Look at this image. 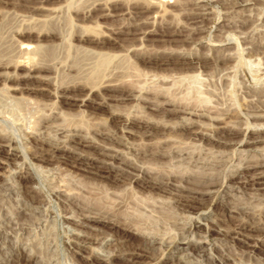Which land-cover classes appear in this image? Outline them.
I'll use <instances>...</instances> for the list:
<instances>
[{"label":"rangeland","instance_id":"374dc122","mask_svg":"<svg viewBox=\"0 0 264 264\" xmlns=\"http://www.w3.org/2000/svg\"><path fill=\"white\" fill-rule=\"evenodd\" d=\"M127 1L0 0V62L15 61L27 48L21 41L28 44L29 35L41 34L36 57L51 68L15 69L12 61V66L0 65V143L5 145L0 152V264H264V228L235 226L264 221L263 185L237 172L248 161L264 158V141L246 150L233 148L264 124L244 126L243 136L233 137L231 144L210 138L221 137L217 127L251 122L248 89L264 93V0H187L184 9L168 7V15L148 18L144 27L131 13L133 1ZM105 13L111 15L100 17ZM86 26L123 39L116 54L79 50L76 37ZM135 49L170 63L140 66ZM121 74L136 82L129 99L120 81L113 89L100 84L89 91L94 79L98 84ZM15 75L23 77L14 81ZM164 97L195 100L198 114L211 106H227L234 114H224L222 121L191 110L170 114L159 106ZM191 120L198 124L179 129ZM38 144L55 154L53 160L37 156ZM157 171L198 175L191 174L190 181L175 178L179 187L197 188V178L214 173L223 184L213 189L220 191L213 198L214 192L179 191L168 178L158 180ZM181 195H194L202 205L180 204ZM196 220H201L198 232ZM202 239L205 248L194 249Z\"/></svg>","mask_w":264,"mask_h":264},{"label":"bare ground","instance_id":"6f19581e","mask_svg":"<svg viewBox=\"0 0 264 264\" xmlns=\"http://www.w3.org/2000/svg\"><path fill=\"white\" fill-rule=\"evenodd\" d=\"M120 1H122V3H123V0H120ZM133 1V2H132ZM110 2V1H109ZM116 2V1H115ZM119 2V1H118ZM128 3L129 2H132V5H130L129 7L131 8V9H135V10H133V11H131V13H133V15H135V16H137V18L139 17V19L141 18V22H140V24L141 25H143V27L145 26V25H147L148 23H150V21L148 20V18L150 19L151 17L152 18H155L156 16L158 17H164L165 15H168V12L170 11L169 9L171 8V7H175V8H177V9H179L178 7H182V9H184L183 7L185 6V5H187V3H188V1L187 0H185V1H177V0H129V1H127ZM190 2V1H189ZM128 3L127 4H125V5H128ZM209 3V2H208ZM99 4V3H98ZM97 4V5H98ZM116 3H114V5H115ZM121 4V3H120ZM131 4V3H130ZM210 4V3H209ZM121 5H123V7H124V4H121ZM112 6V5H111ZM102 7V6H101ZM104 7H105V5H104ZM115 7H116V5H115ZM119 7H120V5H119ZM122 7V6H121ZM120 7V8H121ZM122 7V8H123ZM168 7H170L169 9H168ZM234 7V6H233ZM110 7H108L107 9V12L110 10L109 9ZM112 8V7H111ZM199 8V7H198ZM104 9V8H103ZM114 9H117L118 10V7H116V8H114ZM78 11V10H77ZM115 11V10H114ZM172 11V10H171ZM110 12H111V10H110ZM130 13V14H131ZM158 13H159V15H158ZM167 13V14H166ZM99 14V13H98ZM110 14V13H109ZM108 13L106 14H101L100 15V17H104V16H107V15H109ZM165 14V15H164ZM170 14V13H169ZM111 15V14H110ZM109 15V16H110ZM87 16V15H86ZM99 16V15H98ZM170 16H171V14H170ZM87 17H89V16H87ZM96 17V16H95ZM151 18V19H152ZM82 19H84V18H82ZM133 19V18H132ZM135 19V18H134ZM165 19V18H164ZM86 20V19H85ZM136 22V21H135ZM165 22V21H164ZM171 22V21H170ZM169 24V23H168ZM167 24V25H168ZM175 24V23H174ZM150 25V24H149ZM35 27V26H34ZM184 27V26H183ZM33 28V27H32ZM36 28V27H35ZM91 27L90 26H86L85 27V31H84V34H82V35H79V36H77L76 37V41L78 42V44H79V47H80V49L78 48V46L76 45V47L79 49V50H81V49H83L84 51H82V52H85V53H87L85 50H87L88 52H90V51H93L94 53H96V54H98V55H103L104 57L105 56H109V55H114V54H116V52H117V50H118V47L117 46H121L122 44H121V40H123V39H121L120 40V38L119 37H117L116 35H111V34H105V32H102L101 30L100 31H96V29H94V30H92V29H90ZM136 28V27H135ZM142 28V27H141ZM140 28V29H141ZM127 29V28H126ZM153 29V28H152ZM167 29V28H166ZM35 30V29H34ZM43 30V29H42ZM125 30V29H124ZM135 30V29H134ZM138 30V29H137ZM26 31V30H25ZM123 31V30H122ZM44 32V31H43ZM125 32V31H124ZM128 32H130V31H128ZM143 32V31H142ZM155 32V31H154ZM57 33V32H56ZM83 33V32H82ZM115 33V32H114ZM118 34L120 33V32H117ZM125 33H127V32H125ZM133 33V32H132ZM153 34V32H151V31H147L146 32V30H145V32H144V34ZM17 34V33H16ZM46 34H47V32H46ZM134 34V33H133ZM129 35V34H128ZM175 35H176V33H175ZM19 36V35H18ZM28 37V36H27ZM29 37H33V39H30V40H28L29 41V43L27 44H25V41H21V43L23 44V47L22 48H24L25 49V51H23L24 53L21 55V56H19L15 61H13V60H10V61H12V62H14V65L9 61V60H7L9 63H7V61H4L3 63L2 62H0V65H2V64H4L5 62V64H12L13 66H14V68L15 69H22V68H25V67H27L30 71L31 70H33V71H48L49 69H51V68H49L48 66H50L49 64H47L48 63V61H47V63H44V61L42 62V60H41V58H43V57H41L40 59L39 58H37L36 56V53L38 52V50H39V48H40V44L38 45L37 43L39 42L40 43V41H42V39H44V38H41V34H38V35H29ZM59 37V36H58ZM71 37V36H70ZM22 38V37H21ZM24 38V37H23ZM51 38V37H50ZM127 40V39H126ZM27 41V42H28ZM45 42V41H44ZM35 43V44H34ZM75 43V42H74ZM124 44V43H123ZM21 48V47H20ZM21 48V49H22ZM38 48V49H37ZM169 48V47H168ZM36 49H37V52H36ZM77 49V51H79ZM23 50V49H22ZM133 51V50H132ZM155 51V50H154ZM154 51H152L153 53H154ZM157 51V50H156ZM164 51V50H163ZM80 52V51H79ZM159 52V51H158ZM158 52H156L155 53V55L158 53ZM162 52V51H161ZM168 52V51H167ZM150 53V54H149ZM38 54V53H37ZM81 54V53H80ZM95 54V55H96ZM134 55H136L137 56V58H138V63H139V65L140 66H154V65H167V64H169L170 63V60H163V57H162V60H157L153 55L154 54H152L151 52H148L147 53V51H143L142 49H135L134 50ZM159 55V54H158ZM16 56V55H15ZM39 56V55H38ZM116 56V55H115ZM160 56V55H159ZM159 56H157V57H159ZM167 56V55H166ZM12 57V56H11ZM88 57V56H87ZM96 57H97V55H96ZM109 57H111V56H109ZM108 57V58H109ZM3 58V57H2ZM1 58V59H2ZM8 58V57H7ZM45 58V57H44ZM100 58H102V57H100ZM159 58H161V57H159ZM166 58V57H165ZM164 58V59H165ZM179 58V57H178ZM221 58V57H220ZM95 59V58H94ZM40 60H41V62H40ZM108 60V59H107ZM1 61V60H0ZM205 61V60H204ZM222 61V60H221ZM49 62H50V60H49ZM52 62V61H51ZM171 62H172V60H171ZM182 62V61H181ZM180 62V63H181ZM201 62V61H200ZM2 63V64H1ZM207 64V63H206ZM11 65V66H12ZM84 65V64H83ZM104 65V64H103ZM137 65V64H136ZM138 65V66H139ZM6 67H7V65H5ZM10 66V67H11ZM70 66V65H69ZM132 66V65H131ZM1 67H3V66H1ZM0 67V68H1ZM6 67H4V68H6ZM235 67V66H234ZM224 68V67H223ZM98 69V68H97ZM186 69V68H185ZM225 69H226V67H225ZM80 70V69H79ZM224 70V69H223ZM15 71V70H14ZM51 71V70H50ZM105 71V70H104ZM232 71V70H231ZM87 72V71H86ZM101 72V71H100ZM99 72V73H100ZM144 72V71H143ZM28 73V72H27ZM31 73V72H30ZM111 73V72H110ZM183 73V72H182ZM188 73V72H187ZM1 75V74H0ZM4 75V74H3ZM31 75V74H30ZM85 75H87V74H85ZM96 75V74H95ZM98 75V74H97ZM100 75V74H99ZM115 75H117V74H115ZM162 75V74H161ZM227 75V74H226ZM5 76H7V75H5ZM12 76V75H11ZM22 75H19L18 77H16V75H15V77L13 78V77H10L12 80H16V81H18V80H21L22 79V77H21ZM29 76V75H28ZM33 76V75H32ZM31 76V78L30 79H32V78H35L36 76H34V77H32ZM101 76H103V74L101 75ZM101 76H92V77H96V81H98V78L97 77H101ZM119 76V75H118ZM129 76H131V75H128V77ZM8 77V78H9ZM25 77V76H24ZM30 77V76H29ZM38 77V76H37ZM92 77L89 79L91 82L93 81L92 80ZM116 77V76H115ZM114 76H113V78L111 77V78H108V79H105V80H101V82L100 83H98V82H95V83H98V84H94V81H95V79H94V81L92 82V83H90V85H89V91L91 92V91H95L94 89L98 86V85H100V84H105L104 86H105V88L107 87H109V88H111V89H113L112 87H113V85H117L118 83L117 82H121L120 84H121V86H122V92H123V95L125 96V99L126 98H130V96H132V92L134 91L133 90V88H135L134 87V85H135V83H133L132 81H129V79H127L126 77H127V75H123L122 76V74H121V76H119V77H116L115 78ZM27 78V77H26ZM25 78V79H26ZM41 78H43V77H41ZM45 78V77H44ZM72 78V77H71ZM80 78V77H79ZM78 78V79H79ZM85 78V77H84ZM124 78H125V80H124ZM130 78V77H129ZM258 78V77H257ZM256 78V79H257ZM27 79H29V78H27ZM47 79V78H46ZM101 79H104V77H102ZM127 79V80H126ZM133 79V78H132ZM142 79V78H141ZM41 80V79H40ZM39 80V81H40ZM69 80V79H68ZM74 80H77V79H74ZM89 80H84L85 82H87V81H89ZM181 80V79H180ZM6 81V80H5ZM48 81V80H47ZM66 82H67V80H66ZM130 82H132V83H130ZM63 83V82H62ZM83 83V82H82ZM117 83V84H116ZM65 84V83H64ZM68 84H69V82H68ZM88 84V83H87ZM132 84V85H131ZM62 85V84H61ZM70 85V84H69ZM68 85V86H69ZM63 86V85H62ZM61 86V87H62ZM121 86H119V87H121ZM16 87H18V86H15V88ZM22 87V86H21ZM26 87V86H25ZM65 87V86H64ZM101 87V86H100ZM117 87V86H116ZM118 87V88H119ZM13 89V90H16V91H20L21 93H24V92H22L21 91V89H18V88H16V89ZM23 88V87H22ZM27 88H29V87H27ZM59 88H60V86H59ZM65 88H67V87H65ZM249 88V87H248ZM64 89V88H63ZM71 89V88H70ZM98 89V88H97ZM120 89V88H119ZM61 90V89H60ZM75 90V89H74ZM121 90V89H120ZM59 91V90H58ZM140 91V90H139ZM245 91V90H244ZM89 92V93H90ZM136 92V91H135ZM156 92V91H155ZM262 92V91H261ZM260 91L258 92H256L255 91V89L253 88H250V89H248V95L251 97V99L252 100H250L248 103H244L245 105H247V110L249 111L248 113L250 114V115H252V121L251 122H246V121H242V122H240V123H238L236 126H232V125H229L228 124V126L227 127H217V131H218V134H220L221 135V137H216V138H214V137H210L211 139H213V140H216V141H218V142H221L222 144L223 143H226V144H228V143H232V139H233V137H238V136H241L242 134H243V127L244 126H250V124L251 123H254L256 126H259V125H262V124H264V113L263 114H261V111L263 112L264 111V93L262 92L261 93ZM18 93V92H17ZM20 93V94H21ZM64 93V92H63ZM135 94V93H134ZM59 95V94H58ZM157 95V94H156ZM54 96H57V95H54ZM87 96V95H86ZM85 96V97H86ZM159 96H160V94H159ZM163 96V95H162ZM245 96V95H244ZM58 97V96H57ZM62 97H64V98H66V99H73V97H67V96H65V95H62ZM156 97V96H155ZM168 97V96H167ZM74 98H75V95H74ZM87 98H88V96H87ZM124 98V97H123ZM165 98V97H164ZM247 98V97H246ZM255 98V100H253ZM76 99V98H75ZM91 99V98H90ZM183 99V98H182ZM248 99V98H247ZM58 100V99H57ZM82 100V99H81ZM84 100H85V98H84ZM165 100L166 101H162L161 103H159L160 105L159 106H161V107H163L164 109H166L167 110V112H171L170 114H178V113H187V112H189V110H191V111H194V115H196L197 117H206V118H208V120H215V121H222V117L221 116H223L224 114L226 115V114H228L230 111H229V108L227 107V106H225L226 108H220V107H215V106H213V108H212V106L210 107V108H207V112H205V114L202 112V114H198L197 112H196V109H198L197 107H198V105L199 104H197V102L194 100V102L196 103H194V102H189L188 101V99L185 101V98L182 100V101H180V100H178V99H176V100H173V99H171V100H169V98H165ZM67 101H69V100H67ZM89 101V100H88ZM104 101V100H103ZM105 101H106V99H105ZM142 101H143V99H142ZM149 101V100H148ZM188 101V102H187ZM241 101V100H240ZM70 102V101H69ZM153 102V101H152ZM155 102V101H154ZM158 102V101H157ZM226 102V101H225ZM242 102V101H241ZM244 102H245V99H244ZM247 102V101H246ZM103 103V102H102ZM58 104V103H57ZM56 104V105H57ZM224 104V103H223ZM232 104H234V103H232ZM243 104V105H244ZM88 105V104H87ZM157 106V105H156ZM158 106V107H159ZM168 106H170L171 107V109L168 107ZM54 107H56V106H54ZM245 108H246V106H244ZM244 107H243V109H244ZM216 108V109H215ZM231 108H232V106H231ZM215 109V110H214ZM238 109V108H237ZM166 110H164L165 112H166ZM201 110V109H200ZM205 110V109H204ZM235 110H236V107H235ZM246 110V111H247ZM234 111V110H233ZM238 111V110H237ZM240 111V110H239ZM164 112V113H165ZM209 112H211V113H214V116L216 117V118H214V117H212L213 115H210V114H208ZM260 112V113H259ZM191 113V112H190ZM230 114H232V112H230ZM234 114V113H233ZM232 114V115H233ZM126 115V114H125ZM124 115V116H125ZM129 115V114H128ZM224 115V116H225ZM235 115L237 116V117H239V115H238V112L237 113H235ZM145 116V115H144ZM231 116V115H230ZM137 117H138V115H137ZM126 118H128V117H126ZM140 118V117H139ZM144 118V117H143ZM143 118H141V119H143ZM245 120V119H244ZM130 121V120H129ZM146 121V120H145ZM149 121V120H148ZM147 121V122H148ZM198 121V120H197ZM197 121H192L191 120V122L190 123H184L181 127H179V129H184V128H188V127H191V125H193V124H198L197 123ZM236 121H238L239 122V120H236ZM159 122V121H158ZM186 122V121H185ZM189 122V121H188ZM200 122V121H199ZM224 122V121H223ZM116 123V122H115ZM150 123V122H149ZM153 123V122H152ZM226 123V122H225ZM234 123V122H233ZM161 124V123H160ZM166 124V123H165ZM236 124V123H235ZM148 126V125H147ZM162 127V126H161ZM164 128L166 127V126H163ZM178 127V126H177ZM213 128V127H212ZM178 129V130H179ZM82 130V129H81ZM87 130V129H86ZM185 130V129H184ZM216 130V127L214 128V131ZM181 131V130H180ZM217 131H216V133H217ZM88 133V132H87ZM98 133V132H97ZM190 133V132H189ZM245 134V133H244ZM75 135V134H74ZM78 135V134H77ZM81 135V134H80ZM190 135V134H189ZM228 135H230L231 137H228ZM243 136V135H242ZM81 137V136H80ZM87 137V136H86ZM3 138V137H2ZM6 138V137H5ZM5 138H3V141L5 140ZM72 138V137H71ZM81 138H84V137H81ZM37 139V138H36ZM73 139L74 138H72L71 140L73 141ZM76 139V138H75ZM93 139V138H92ZM91 139V140H92ZM8 141H9V139H7ZM7 140H5L6 142H7ZM68 140H70V139H68ZM77 140V139H76ZM75 140V141H76ZM37 141V140H36ZM83 141V140H82ZM261 141H264V128H259V129H257L256 131L254 130V131H251V134L247 137V139H245L244 140V137L242 138V139H239V140H237L236 142H234L235 144H234V146H233V148H235L237 145H242V147H244V150H246V148L247 147H245L246 145H252L253 143H257V142H261ZM1 142V141H0ZM5 142V143H6ZM35 142V141H34ZM79 142H81V141H77V143H79ZM68 143V142H67ZM66 143V144H67ZM90 143V142H89ZM100 143V142H99ZM98 143V144H99ZM106 143V142H105ZM8 144V143H7ZM9 144H10V141H9ZM36 144V143H35ZM37 145V144H36ZM36 145H34V147L36 146ZM39 145V144H38ZM50 145V144H49ZM48 145V146H49ZM68 145V144H67ZM91 145V144H90ZM102 145V144H101ZM5 145H4V143H0V152H2V151H5L4 150V147ZM51 146V145H50ZM59 146V145H58ZM57 146V147H58ZM66 146V145H65ZM100 146V145H99ZM52 147H54V146H52ZM62 147H64V145L62 146ZM62 147H58L57 148V151L58 150H60V149H62ZM67 148H70V147H68V146H66ZM35 148H37V146L35 147ZM34 148V149H35ZM56 148V147H55ZM54 148V149H55ZM76 148V147H75ZM111 148V147H110ZM232 148V149H233ZM249 148V147H248ZM53 149V150H54ZM66 149V148H65ZM72 149V148H71ZM70 149V150H71ZM106 149H107V147H106ZM47 150H50L49 148L47 149L45 146H44V144H41V146L39 145V147H38V149H37V151H36V154H37V156L38 157H40V159L42 158V160H44V161H47V159H48V161H49V159H52V158H50V156H52L53 154H51L50 153V151H47ZM74 150V149H73ZM103 150H104V148H103ZM112 150V149H111ZM252 150V149H251ZM55 151V150H54ZM61 151V150H60ZM75 151V150H74ZM115 151V150H114ZM7 152V151H6ZM33 152V151H32ZM243 152V151H242ZM11 153V152H10ZM58 153V152H57ZM159 153V152H158ZM180 153V152H179ZM233 153V152H232ZM9 154V153H8ZM17 154V153H16ZM34 155H35V151H34V153H33ZM15 155V154H14ZM13 154H10V155H8L9 156V158H12L13 156H14ZM33 155V156H34ZM55 155V154H54ZM104 155H107V154H104ZM7 157V156H6ZM55 157V156H54ZM84 157V156H83ZM113 157V156H112ZM17 158V157H16ZM68 159V158H67ZM14 160V159H13ZM53 160V159H52ZM231 160V159H230ZM3 161V160H2ZM18 161H19V159H18ZM105 161V160H104ZM103 161V162H104ZM16 162V161H15ZM97 162V161H96ZM124 162V161H123ZM132 162V161H131ZM128 163V162H127ZM206 163V162H205ZM9 165V164H8ZM116 166V165H115ZM132 166H133V164H132ZM240 166V165H239ZM91 167V166H90ZM134 167V166H133ZM214 167V166H213ZM213 167H212V169H213ZM217 167V166H216ZM219 167V166H218ZM135 168H137V167H135ZM209 168V167H208ZM123 169V168H122ZM142 169V168H141ZM141 169H139V170H141ZM174 169V168H173ZM210 169H211V167H210ZM238 169V168H237ZM252 169H254L255 171H253V173H251V170ZM258 169H261L260 171H257ZM126 170V169H125ZM138 170V171H139ZM145 170V169H144ZM214 170H216V169H214ZM218 170V169H217ZM6 171V170H5ZM105 171V170H104ZM142 171V170H141ZM147 171V170H146ZM148 172H150V171H148ZM169 172V171H168ZM179 172V171H178ZM198 172V171H197ZM217 172V171H216ZM220 172V171H219ZM237 172L239 173V174H243V175H246V174H251L250 176H252L253 177V183L254 184H260V185H263V189H264V158H254L253 160H250V161H248V164H246V165H244L243 167H241V168H239L238 170H237ZM139 173V172H138ZM137 173V174H138ZM143 173H144V171H143ZM146 173V172H145ZM156 174H158V177H160L158 180H161L162 178L161 177H165V178H168L167 180H169V181H167V183H170V184H172L173 186H178L179 187V185H176L175 183H174V179L175 178H180L181 180H184V181H190V177H191V174L193 173H191V174H188L187 172V174H185V172H181V173H177L176 172V174H174L175 172H171V173H169V174H165V173H162V171H160V173L157 171V172H155ZM154 173V174H155ZM184 173V174H183ZM222 173V172H221ZM225 171H223V174L222 175H224L225 176ZM132 174V173H131ZM156 174L153 176L154 178H155V176H156ZM181 174V175H180ZM120 175V174H119ZM193 175V174H192ZM236 175V174H235ZM27 176V175H26ZM133 176V175H132ZM147 176V175H146ZM151 176V177H152ZM193 176H196V175H193ZM218 176H219V174H213L212 176L210 175H208V176H204V177H199V178H197L196 180V187L197 188H188L187 186H180L179 187V191L181 190H183V191H189V192H192V193H199V194H201V193H212V192H214V196H213V198H215V196L216 195H219V190L217 189L216 191H213V189L214 188H216V187H221L222 186V184H223V179H221L220 180V183H218ZM228 176V175H227ZM107 177V176H106ZM157 177V178H158ZM196 177H198V175L196 176ZM221 177V176H220ZM223 177V176H222ZM243 177V176H242ZM125 178V177H124ZM131 178H134V177H131ZM154 178H152V179H154ZM193 178V177H192ZM224 178V177H223ZM225 178H227V177H225ZM232 178H234L232 175L230 176V179H232ZM239 178V177H238ZM195 179V178H194ZM237 179V178H236ZM245 179V180H244ZM243 180V182H246V183H249L250 182V180L248 179L247 180V178H244ZM129 180V179H128ZM131 180V179H130ZM136 182L137 181H139V180H141L140 179V177H139V175L136 177ZM154 180H156V179H154ZM154 180H152L153 182H154ZM143 181V180H142ZM252 181V180H251ZM144 182H146V181H144ZM160 182H162V181H160ZM159 182V183H160ZM166 182V181H165ZM131 183V182H130ZM133 183V182H132ZM151 183V182H150ZM154 183H156V181L154 182ZM164 183V182H163ZM191 183V182H190ZM137 184H138V182H137ZM146 184H147V182H146ZM157 184V183H156ZM155 185V184H154ZM150 186V187H155V188H159V186L157 187V186ZM167 185V184H166ZM149 186V185H148ZM168 189V188H167ZM173 189V188H172ZM177 189V188H176ZM31 191V190H30ZM114 193V192H113ZM116 195V194H115ZM178 195V194H177ZM176 195V196H177ZM185 195V194H184ZM188 196V197H187ZM187 196H185L186 198H184V197H182V195H181V197L180 198H178L177 199V201L180 203V204H188V205H197V204H200V203H198V201L195 199L196 198V196H189V195H187ZM173 198V197H172ZM260 198V197H259ZM262 199V198H261ZM263 199H264V197H263ZM214 200V199H213ZM176 201V202H177ZM200 205H202V204H200ZM197 207V206H196ZM202 208V207H201ZM200 208V210H198L197 212H196V214H198V212L199 211H201L202 209ZM241 208V207H240ZM242 210V209H241ZM263 210V209H262ZM99 211V210H98ZM242 212H243V210H242ZM264 212V211H263ZM202 213H203V211H202ZM201 213V214H202ZM244 213H245V211H244ZM248 213V212H247ZM203 214H205V213H203ZM87 216V215H86ZM263 216V215H262ZM91 217V216H90ZM93 217V216H92ZM97 217H99V216H97ZM264 217V216H263ZM115 218V217H114ZM199 218V217H198ZM253 218V217H252ZM199 219H201V218H199ZM249 219V218H248ZM93 220H96V219H94L93 218ZM105 221V220H104ZM201 221V220H200ZM200 221L199 220H196V224H195V232H198L199 231V229H198V227H199V225H197L198 223L200 224ZM257 221V220H256ZM261 221H259V223H254V225H252L251 224V222L250 223H247V222H238V223H236V228L237 229H247V228H249L250 227V229L252 230V231H258V230H261V229H263L264 228V226H263V223L262 222H264V221H262L261 223H260ZM108 223V222H107ZM114 223V222H113ZM120 223V222H119ZM193 224V223H192ZM82 225V224H81ZM114 225V224H113ZM84 226V225H83ZM234 227V226H233ZM235 229V228H234ZM138 230V229H137ZM231 230V229H230ZM229 230V231H230ZM232 230H233V228H232ZM194 231V230H193ZM241 231V230H240ZM243 231V230H242ZM135 233V232H134ZM241 233V232H240ZM189 234V233H188ZM242 234V233H241ZM202 236H205V235H202ZM206 237V236H205ZM247 237V236H246ZM250 237V236H249ZM201 238H203V237H201ZM209 238V237H208ZM257 238V237H256ZM183 240V239H182ZM203 240V239H202ZM264 241V240H263ZM207 245V243L203 240V241H198L196 244H193L192 246L194 247V249H198V248H205V246ZM250 246H254V247H257L256 245H251V243H250ZM139 248V247H138ZM137 250V249H136ZM141 250V249H140ZM132 252V251H131ZM134 252V251H133ZM142 252V251H141ZM141 252L139 253V254H141ZM138 253V252H137ZM143 253V252H142ZM133 254V253H132ZM126 255V254H125ZM143 255V254H142ZM141 255V256H142ZM138 256H140V255H138ZM134 257V256H133ZM137 257V256H136ZM163 257V256H162ZM161 257V258H162ZM163 259V258H162ZM158 261V260H157ZM161 261V260H160ZM164 261V260H163Z\"/></svg>","mask_w":264,"mask_h":264}]
</instances>
